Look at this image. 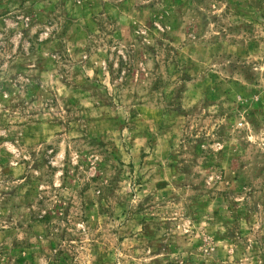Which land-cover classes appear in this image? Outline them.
I'll list each match as a JSON object with an SVG mask.
<instances>
[{"label":"rangeland","instance_id":"obj_1","mask_svg":"<svg viewBox=\"0 0 264 264\" xmlns=\"http://www.w3.org/2000/svg\"><path fill=\"white\" fill-rule=\"evenodd\" d=\"M0 264H264V0H0Z\"/></svg>","mask_w":264,"mask_h":264}]
</instances>
